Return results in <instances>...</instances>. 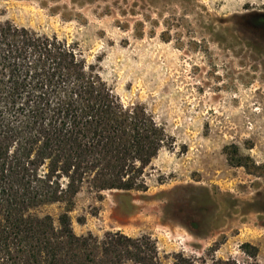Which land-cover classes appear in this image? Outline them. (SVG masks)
<instances>
[{
    "label": "rangeland",
    "instance_id": "rangeland-1",
    "mask_svg": "<svg viewBox=\"0 0 264 264\" xmlns=\"http://www.w3.org/2000/svg\"><path fill=\"white\" fill-rule=\"evenodd\" d=\"M249 12L264 0H0V20L64 39L172 140L146 190H80L75 234H148L164 264L177 252L251 261L249 243L264 264V45L242 27ZM64 209L32 213L57 224Z\"/></svg>",
    "mask_w": 264,
    "mask_h": 264
},
{
    "label": "trees",
    "instance_id": "trees-1",
    "mask_svg": "<svg viewBox=\"0 0 264 264\" xmlns=\"http://www.w3.org/2000/svg\"><path fill=\"white\" fill-rule=\"evenodd\" d=\"M241 24L264 45V13ZM171 142L142 105H123L74 46L0 20V264H164L148 234L77 235L69 211L83 188L146 190L152 160ZM52 203H65L57 224L32 213ZM241 247L251 261L177 252L173 264H258L257 248Z\"/></svg>",
    "mask_w": 264,
    "mask_h": 264
}]
</instances>
